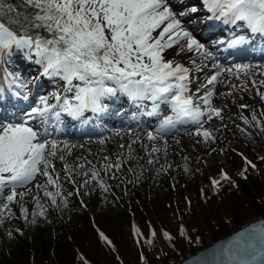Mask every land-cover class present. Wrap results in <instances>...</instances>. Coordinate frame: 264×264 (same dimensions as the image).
Segmentation results:
<instances>
[{"label": "snow or ice", "instance_id": "6c2138e0", "mask_svg": "<svg viewBox=\"0 0 264 264\" xmlns=\"http://www.w3.org/2000/svg\"><path fill=\"white\" fill-rule=\"evenodd\" d=\"M178 2L182 5L184 0ZM200 3L207 13L203 17L205 23L220 22L247 34L219 39L217 45L246 51L249 36L264 37V0H200ZM200 10L196 6L174 8L169 0H0V101L4 100L6 91L11 99H29L28 81L6 67L17 55L38 65L42 77L64 82L63 93L40 96L33 106L22 110L20 119L0 117V226L5 221L19 218L35 225L37 216L45 217L41 192L52 207L60 204L67 207L68 197L80 196L81 189L90 188L94 183L101 191H109L100 170L95 166L88 169L84 163H79L77 168L85 170L82 173L76 171L67 162V156L71 154L69 144L50 138L48 126L58 125L62 114L83 121L85 113L105 112L102 101L117 94L128 97L138 106L145 100L151 101L153 108L149 115L156 114L160 105L168 106L171 114L164 116L154 130L146 133L150 150L137 138L127 145H119L127 150V157L115 162L110 156L103 157L106 163L101 164V169L105 175L111 173L110 178L118 179L122 165L140 159L133 149L137 142L149 156L148 165L159 163L152 157L160 153L161 148L167 156L166 137L178 125L194 127L195 131L187 134L194 135L197 144L204 143L211 148L217 143L212 127H205L213 118L224 120L223 108L213 103L217 84L228 81L225 86L230 90L222 94L227 98L233 90L248 91L247 81H251V87L264 102V92L260 91V87H264V78L256 79L257 76L264 77V65L235 63L224 67L214 63L211 66L214 71L192 91L190 69L165 58L164 54L173 48L177 49V56L195 52L201 59L212 58V52L184 26V18L195 16ZM225 74V80H221ZM233 77L244 82L233 84L230 82ZM68 94H71L70 99ZM50 99L55 103H50ZM239 107L247 109L250 106L240 104ZM241 119L245 125L250 123L243 116ZM252 120L264 132V124L255 113ZM115 134L119 136L120 132ZM158 141L163 143L157 146ZM105 142V139L99 140L101 145ZM215 151L211 148V152ZM237 154L246 165L239 175L247 179L248 167L255 170L256 165L242 153ZM57 159L64 165V176L56 169L54 161ZM259 159L264 160V156ZM167 167L171 168V165ZM159 171L166 172V169L161 165L158 174ZM188 171L185 168V172ZM74 172L84 177L78 185L73 178ZM219 176V180H211L214 192L223 187L222 181L236 187L223 168ZM38 177H43V182ZM64 181L72 184L75 191L65 195ZM33 189L35 195H32ZM89 194V191L83 192V195ZM28 195H32L34 204L31 213L24 206ZM12 205L19 207L18 217L13 213ZM179 232L181 236L185 235L183 226ZM133 235L139 237L137 244L140 239H145L152 245L156 233L150 228V237L144 238L134 226ZM8 236L11 237V232ZM162 236L167 241L174 239L168 232H163ZM100 239L111 246L103 233H100ZM143 260L141 254L142 264ZM193 264H264V222L238 233L226 245L214 250L210 258L195 260Z\"/></svg>", "mask_w": 264, "mask_h": 264}, {"label": "trees", "instance_id": "16d2710c", "mask_svg": "<svg viewBox=\"0 0 264 264\" xmlns=\"http://www.w3.org/2000/svg\"><path fill=\"white\" fill-rule=\"evenodd\" d=\"M244 143L242 148L234 149L240 164L222 167L236 187L224 181L218 192H214L211 180H219L221 168L217 173L203 171L201 184L194 178L174 189L170 183L163 187L154 181L132 187L136 190L129 200L109 201L100 204V208L91 202V194L89 197L82 194L86 203L83 208L76 202L72 205L70 197L67 207L63 204L52 207L42 193L41 203L48 214L37 216L35 225L22 218L13 219L19 227L10 223L13 236L0 237V264H142L141 254L143 264H174L246 223L264 217V160L259 159L264 156V136H253L251 142L245 140ZM237 153H242L256 165L255 170L248 167L247 179L239 175L246 165ZM101 174L105 175L104 171ZM255 174L259 177L257 182L252 179ZM81 191L91 192V187ZM173 192L180 197H173ZM67 193L65 191V195ZM28 206L32 212L33 201ZM89 206L93 207L90 212L87 211ZM12 210L18 217L19 207L12 205ZM110 210L113 216H105ZM171 215L177 221L174 232L167 222ZM29 217L31 220V215ZM39 218L43 221L39 222ZM107 219L115 220L117 226L127 223L130 233L124 234L121 228L111 229ZM134 226L144 238L150 237V228L155 231L152 245L145 239H140L137 244L139 237L133 235ZM181 226L185 230L184 236L179 232ZM163 232H168L174 239L165 240ZM100 233L111 241V246L100 239ZM127 247L136 251L137 256L127 257Z\"/></svg>", "mask_w": 264, "mask_h": 264}, {"label": "rangeland", "instance_id": "374dc122", "mask_svg": "<svg viewBox=\"0 0 264 264\" xmlns=\"http://www.w3.org/2000/svg\"><path fill=\"white\" fill-rule=\"evenodd\" d=\"M169 1H170L169 3L172 5L176 2V0H169ZM184 1H186L185 4L180 5L177 0L176 4L178 5L175 4L176 5L175 8L196 6V7H200L201 9L197 14H195V16L184 18L185 19L184 26L192 32L195 38L199 40L197 34H199L200 31L202 30L200 29V27L204 25L205 22L203 20V17L207 15V13L203 11L200 1H194V0H184ZM189 20H192L194 22L189 23L188 22ZM217 35L215 37H217ZM215 37H211L206 41L204 40L203 42L200 41L205 45L207 49H209L212 52V58L201 59L198 57V55L195 52L192 53L185 52L177 56L175 55L177 51L176 48L168 50L164 54L166 59H173L176 62H179L183 64L185 67H188L190 69V77L192 80V84H191L192 91H195L196 88L201 83H204L205 77L214 71L211 67L212 64L214 63H219L224 67H230L235 63H245V60L248 61L253 60L254 62L253 64H261V62L264 63L263 62L264 58L252 57V56H249V58L240 57L237 59H232L233 57H235V55H240V54H229L226 58L227 61L224 62L225 60L223 59L224 57H221L219 54L224 55L226 50L224 51V53H220L218 51V47L216 43L217 41H215L216 40ZM220 47L227 49L226 47L223 46ZM247 50H250L252 54H255L256 52V50H254L252 47L247 48ZM246 51H243L241 54L245 53ZM18 59L23 61H19ZM193 60H195V63H192ZM24 61L26 60H24L21 56L17 55L12 60H10L6 65V67L10 72L19 75H25L22 76V78L28 81V84L32 83L31 90H29L28 92L29 99L27 101L29 102L21 99L22 105L25 104L27 105L23 107V110H27L31 106H33L40 96H50V94L52 93H63V88H64L63 81L59 80L58 78L42 77L40 75L41 69L38 65L28 61H26L27 62L26 63ZM204 65H208V67H204ZM198 69H202V71L204 72ZM225 76L226 74L224 76H221L220 79L225 80ZM262 78L264 77H260V76L256 77L257 81ZM38 82H40L41 84L40 85L41 88L39 89L34 87ZM227 82L228 81H225V83L217 84L213 96V103L215 104V106L223 108L222 115L224 116V120L221 121L220 119L213 118V120L210 122V125H205V127L211 126L212 130L214 131V134L217 137V143H213L211 145V148L216 149L215 152H211V148H209L204 143L197 144L196 143L197 138L194 135L187 134L188 132H194L195 131L194 127H192L191 125H187V126L178 125L180 126V127L177 126L178 131L176 129L173 133H171L166 137L167 156H165L164 150L163 148H161V152L158 154H153L152 157L153 159H158L159 163H156L154 165H148L147 160L149 159V156L146 154L145 148L142 147V144L144 146H147V148L150 150L151 144L145 139L146 133L148 131L154 130L156 126L159 124V122L164 118V116L171 114L167 105H160L162 106V108L159 106L160 109L156 112L158 115L155 117L156 119L154 118L153 120H149V122L151 121L150 122L151 125L143 126L141 124L140 125L137 124L136 127L130 125L118 126L117 128L121 127V129H124L125 131H122L119 136L115 135L114 137L105 138L106 142L103 145H101L98 140L97 142L94 143L82 142L83 140H85L84 138L88 139V137H84L82 136V134L79 135L82 138L77 137L74 139L73 138L70 139V138H66V136H61L62 134L56 137L51 135L50 138H55L59 141L65 139L64 142H69V143H71L72 140L77 139L76 141L77 143L69 144L71 149V154L67 156V162L70 165H72L73 169H75L76 171L82 173L85 170V169L77 168V165L79 163H84L85 168L90 169L93 166H95L96 169L100 170V176L109 186V191L107 193L101 191L99 187L94 183L93 186L91 187V192H90L92 196L85 195L87 197L89 196L92 197L90 198V200L92 203L96 204L95 207L97 208H100L102 204H105L113 200L122 201V202L127 201L129 200V196L131 194L134 195L133 193L136 190V189L133 190L132 187L143 186L151 181H154L157 183L156 185L163 187L167 186L170 183L169 186H171L172 189H174V186L178 188V185L183 184L185 180L188 181L194 178H196L197 182L201 184L202 183L201 176L203 174V171L217 173L220 168L227 167V164L230 163L240 164L239 161L240 158L236 155L233 149L242 148L245 144L244 141L249 140L251 142L253 136H258V137L264 136V132H261L260 128L256 127L255 121L252 120V116L255 113L257 119L260 120L262 124H264V115H262V113H264V102H261L259 97L256 95V89H253L251 87V81H247L249 88L248 91L233 90L232 95L227 96V98H225V96L222 94L230 90L229 87L225 86ZM230 82L233 84H241L244 81L236 80L233 77L230 78ZM40 90H44V92L41 93ZM260 91L264 92V87H260ZM68 98L69 99L71 98V94H68ZM10 100L16 101L15 99H11V98ZM49 102L55 103V101L52 99H50ZM240 104H247L250 107L247 109H241L239 107ZM5 107L8 108L12 106H5ZM10 109H8L7 112ZM0 110L2 111V109ZM3 112L4 111H2V113ZM21 115L22 113H20V115L16 117L8 115L7 119L18 120L20 119ZM241 116L249 120L250 123L248 125H245L243 123V120L241 119ZM224 125H227V128H225ZM182 126L184 127L182 128ZM111 127H113L112 129L116 128L114 126ZM217 129L219 131H217ZM241 129H244V131L242 132ZM107 135L108 134L104 136ZM93 136L98 138L101 136V133ZM137 138H139V141H142V144L140 142H137L136 144L133 145V149L135 150V155L140 159L138 161L137 160L128 161L124 165H122L121 171L117 174L119 177L118 179L110 178L112 175L111 173H108V175H102L101 173L103 169H101V164L106 163V161L103 160V157L105 155L110 156L113 162H115L118 158L127 157L128 156L127 150L121 149L119 145L120 144L127 145L131 143L132 140ZM156 143L157 146H160L163 142L158 141ZM224 149H227V151H222ZM185 157H187V159H185ZM89 161L91 163H88ZM54 163L56 169L60 172V175L64 176L65 173L63 172V167H64L63 163L59 159L55 160ZM161 165L165 167L166 172L159 171L158 174V170L161 169ZM168 165H171V168H168L167 167ZM130 168L132 169L131 172L129 171ZM185 168L189 169V171L185 172ZM137 177H139V179H137ZM73 178L76 180L77 185L81 183L82 180L84 179V177L81 175H75V172L73 174ZM37 179L40 182H43V177H38ZM218 179H220V176L218 177ZM252 179L257 182L259 177H256L255 174L254 176H252ZM128 181H131V183H129ZM221 183L222 185H224L225 182L222 181ZM129 185L131 187H129ZM29 187H31V185ZM63 188H64V192L75 191L73 185L66 181L63 182ZM35 194H36L35 189H33L32 195ZM41 194L42 192L39 193V195ZM82 194L83 193L81 191L80 196H76V195L71 196L70 203L74 205V202H76L79 205L83 206V208H86V203L84 201ZM32 195L26 196L24 200V206L29 210V213H31V211L28 205L32 202ZM172 195L175 198L180 197V195L175 192H173ZM42 204L44 206V203ZM112 205H114V202L112 203ZM44 208L46 209L45 206ZM91 210H93V207L89 206L87 211L90 212ZM103 212H104V208H103ZM47 214L48 212L46 210V215ZM105 214H106L105 216L107 217L113 216L111 214V210L105 212ZM38 220L39 222L43 221V219L41 218H39ZM107 220H108L107 225L108 227H111V229L121 228L124 234L128 235L130 233V227L127 223H120V226H117L115 224L116 223L115 220L112 222L109 221V219ZM167 222L170 225L171 230L174 232V229H176L177 227V221L175 216L173 215L169 216L167 218ZM10 223L11 224L13 223V225L19 227V224L13 219L5 221L4 225L0 226V237L2 235L7 238H11L13 236L14 230H12V225H10ZM9 232H11V237L8 236ZM126 254L127 257L132 255L137 256L136 251H134L133 249H129L128 247L126 248Z\"/></svg>", "mask_w": 264, "mask_h": 264}, {"label": "bare ground", "instance_id": "6f19581e", "mask_svg": "<svg viewBox=\"0 0 264 264\" xmlns=\"http://www.w3.org/2000/svg\"><path fill=\"white\" fill-rule=\"evenodd\" d=\"M194 1H200V0H194ZM170 2V1H169ZM186 1H184V3L182 5L185 4ZM174 3V2H173ZM177 3V0L176 2L173 4L174 5V8L176 7V4ZM176 4V5H175ZM201 4V3H200ZM181 5V4H180ZM206 16V15H205ZM200 20V19H199ZM197 22V21H196ZM198 24V23H197ZM198 26V25H197ZM199 30V29H198ZM233 35H240V34H243V32H239V31H236L234 29H232L230 31ZM198 35V34H197ZM199 38V41L203 42L205 40V38L201 37V36H197ZM215 37V36H214ZM264 46V45H263ZM224 49V48H223ZM221 57H224L225 55H221L219 54ZM228 56V55H227ZM231 56V55H230ZM244 58H249V57H244ZM264 58V57H263ZM242 59V58H241ZM229 60V59H228ZM255 60V58H254ZM227 61V60H224V62ZM264 62V61H263ZM227 63V62H226ZM245 63H254L253 60H245ZM224 64V63H223ZM261 65H264V63L261 62ZM204 72V71H202ZM35 73V72H34ZM205 74V73H204ZM28 75V74H27ZM45 78V77H44ZM37 82V81H36ZM45 83V82H44ZM32 84V83H31ZM31 84H28V89L31 90ZM40 82H38L36 84V88H41L40 86ZM33 87V86H32ZM37 90V89H36ZM7 92V91H6ZM5 92V93H6ZM40 92H44V90H40ZM47 93V92H46ZM8 94H6V101H7V96ZM32 97V96H31ZM5 101V99L3 100ZM12 101V100H11ZM29 102V101H28ZM19 104L15 106H17V108H19V111H21V106L20 105V102H18ZM102 103L106 106V111L103 113H100V114H97V115H94L93 119L91 120V123L92 124H96L98 122H100V125L97 127V128H93V129H90V127H85L84 126V123H85V120H84V117H83V121L82 120H79V119H75L73 120V122L71 123H61V127H63V129H59L57 126L58 125H55L52 124V125H49L48 126V131L51 133V135H53L54 137L56 136H66V138H70V139H74V138H82L80 137L79 135H77L78 133L82 134V136L84 137H88V139L84 138L85 140H83L82 142H90V143H94V142H97V140L99 141L100 139H105V138H110V137H114L116 134L117 131H119L120 133L122 131H125L124 129H121V127L117 128L118 126L120 125H117V124H113V125H108V124H105L103 123L102 121H105L107 118L105 117V113L106 112H109L110 114H118V115H122V116H126L128 114H131L135 109H134V106H132V104L134 103H130L129 106H127V103H126V96L124 95H119L117 94L115 97H112V98H108V99H105L102 101ZM27 106V105H26ZM160 109V108H159ZM162 110V109H161ZM170 115V114H169ZM85 116V115H84ZM158 116V115H157ZM156 119V118H155ZM158 119V118H157ZM153 120V116H152V119ZM231 121V120H230ZM60 122H62L60 120ZM151 122V121H150ZM123 123V121H122ZM154 123V122H153ZM70 125L72 126H75L77 130L75 131H72L71 129H69ZM111 126H114L116 127L115 129H112L113 127ZM153 126V125H152ZM180 127V126H178ZM184 126H182L183 128ZM124 128V127H122ZM178 131V129H177ZM61 133V134H60ZM101 133V136L100 137H94L93 135H97ZM127 133H130V132H127ZM108 134L107 136H104ZM52 136V137H53ZM104 136V137H102ZM69 139V140H70ZM65 139L63 140H60V141H64ZM67 140V139H66ZM76 140H72L71 143L67 142L68 144H75L77 143ZM72 146V145H71Z\"/></svg>", "mask_w": 264, "mask_h": 264}, {"label": "water", "instance_id": "95a60500", "mask_svg": "<svg viewBox=\"0 0 264 264\" xmlns=\"http://www.w3.org/2000/svg\"><path fill=\"white\" fill-rule=\"evenodd\" d=\"M264 222V217L259 218L253 221L246 223L245 225L241 226L240 228L232 231L231 233L218 238L217 240L213 241L212 243L202 247L201 249L197 250L196 252L189 254L185 258L181 259L180 261L174 264H193L195 260H199L201 258H210L211 253L219 248L222 245H226L229 241H231L238 233L245 231L246 229L257 225L259 223Z\"/></svg>", "mask_w": 264, "mask_h": 264}]
</instances>
